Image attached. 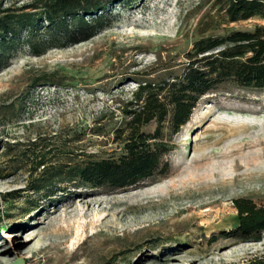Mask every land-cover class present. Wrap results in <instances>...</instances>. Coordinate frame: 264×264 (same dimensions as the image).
I'll return each instance as SVG.
<instances>
[{"label": "rangeland", "instance_id": "obj_1", "mask_svg": "<svg viewBox=\"0 0 264 264\" xmlns=\"http://www.w3.org/2000/svg\"><path fill=\"white\" fill-rule=\"evenodd\" d=\"M40 1L0 0V15H40ZM109 1L83 15L100 16L93 35L70 42L56 31L61 46L34 55L22 30L2 61L0 264H238L264 252V231L248 240L222 234L238 225L233 199L264 205V91L231 81L202 94L176 130L167 117L165 173L123 188L32 190L41 168L33 170L30 150L47 144L58 166L119 157L116 130L139 85L163 95L201 57L190 59L199 39L264 26L258 16L223 22L227 0ZM38 19L30 40L41 48L53 28Z\"/></svg>", "mask_w": 264, "mask_h": 264}, {"label": "trees", "instance_id": "obj_2", "mask_svg": "<svg viewBox=\"0 0 264 264\" xmlns=\"http://www.w3.org/2000/svg\"><path fill=\"white\" fill-rule=\"evenodd\" d=\"M109 0H41L42 11L37 13H6L0 15V70L7 54L16 52L21 41L19 32L27 30L25 37L34 55L46 49L61 46L56 31L70 42L93 35L100 16L87 20L83 15L94 14L106 8ZM223 11V22H235L254 16L264 18V3L260 0H227ZM5 11H9L8 9ZM80 13V16H76ZM39 16L53 28L48 33L47 43L39 47L33 43L31 33ZM74 24V33H68L67 19ZM17 28V29H16ZM98 29V28H97ZM85 30L86 33L82 32ZM73 34H82L79 37ZM190 59H194L184 74L183 83L170 85V90L161 95L150 84L139 85L134 93L133 108L128 112L129 120L124 128L116 130V136L124 145L119 157L76 159L61 165L51 164L47 155L49 146L30 150L33 170L41 173L32 184V190L39 193L46 189L59 188L61 184L79 182L92 187L109 186L123 188L138 184L166 172L168 164L162 157L169 151L161 141L163 123L170 116V125L176 130L185 124L198 98L216 85L231 81L245 88L264 91V26L255 25L250 30H233L222 37H204L193 48ZM214 50V51H213ZM200 65H199V64ZM199 65V66H198ZM156 123L153 133H145L142 127ZM7 156L8 151L3 153ZM13 162V161H11ZM14 163H12L13 165ZM46 191V192H47ZM238 225L229 231H222L227 237L248 240L264 231V205H257L250 198L233 199ZM238 264H264V252L254 254Z\"/></svg>", "mask_w": 264, "mask_h": 264}, {"label": "water", "instance_id": "obj_3", "mask_svg": "<svg viewBox=\"0 0 264 264\" xmlns=\"http://www.w3.org/2000/svg\"><path fill=\"white\" fill-rule=\"evenodd\" d=\"M10 264H26V261L24 258L18 257L14 262Z\"/></svg>", "mask_w": 264, "mask_h": 264}, {"label": "bare ground", "instance_id": "obj_4", "mask_svg": "<svg viewBox=\"0 0 264 264\" xmlns=\"http://www.w3.org/2000/svg\"><path fill=\"white\" fill-rule=\"evenodd\" d=\"M234 129V128H233ZM10 236V235H9Z\"/></svg>", "mask_w": 264, "mask_h": 264}]
</instances>
